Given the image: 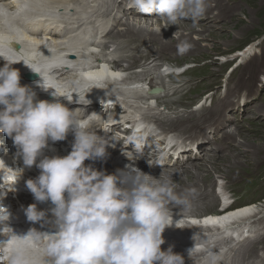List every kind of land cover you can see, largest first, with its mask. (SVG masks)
Instances as JSON below:
<instances>
[{
	"label": "clouds",
	"instance_id": "clouds-1",
	"mask_svg": "<svg viewBox=\"0 0 264 264\" xmlns=\"http://www.w3.org/2000/svg\"><path fill=\"white\" fill-rule=\"evenodd\" d=\"M127 6L143 14L156 11L168 26L184 19L196 22L209 5L207 0H128ZM11 23L0 13V24ZM188 47L184 44L179 50L184 52ZM0 58L6 61L0 67V133L12 139L26 167L35 165L40 170L38 177L26 181L34 199L53 205L47 212L36 204L24 210L29 222L50 225L52 231L32 228L26 235H15L7 223L11 213L3 199L16 190L23 170L11 169L0 159V235L5 237L0 240V264H184L183 257L171 247L161 250L165 242L162 234L174 224L172 207L179 208L181 214L191 209L192 190L178 193L170 178H153L135 168L109 175L86 166V160L104 158L107 148L119 141L99 135L77 109L70 110L60 102L64 97L69 103L84 105L81 92L59 90L44 79L43 70L31 60L17 61L6 56L2 47ZM20 61L39 74L36 86L45 92L51 89L53 101L39 100L30 86L21 85L20 73L12 67ZM93 87L108 89L103 82L89 85L90 91ZM87 92L86 105L90 103ZM107 94L110 96V91ZM70 131L74 143L68 155L44 156L49 141H64ZM136 142L129 139V143ZM39 157L43 158L37 163ZM149 163L162 165L159 160ZM6 172L14 174L7 183L3 179Z\"/></svg>",
	"mask_w": 264,
	"mask_h": 264
},
{
	"label": "bare ground",
	"instance_id": "bare-ground-1",
	"mask_svg": "<svg viewBox=\"0 0 264 264\" xmlns=\"http://www.w3.org/2000/svg\"><path fill=\"white\" fill-rule=\"evenodd\" d=\"M8 0H2V2H7ZM16 5V12L18 15V23L23 25L31 26L34 20H40L39 22L44 21L48 27L49 30L50 27H54V25H59L60 29H53L51 33L49 34V38H52L54 40V43L56 46H65V51H74L76 52V56L78 58L73 59V63L83 64L91 62V58L87 56V40H94L100 42V45L103 46L106 53L110 56H112V64H114L116 68H122L126 71H130L132 69L133 64H130L128 66L123 65L125 62L129 61L131 58L135 59L136 56L130 54V51L132 50L135 53L141 54L146 58L145 63L142 65L143 70L139 71V74L136 76V79H138L137 82H143L149 79L150 75L153 73H158V79H162L163 77V71H160V64L158 62L160 60H168L169 58H166L164 56L170 55L172 58L175 57L177 54V51L175 50L177 48L176 45L173 44V38L175 41L181 42V45L187 44L190 42V38L187 36V33L190 35V37L200 38L203 40L209 39V36H204L207 31V29L202 28L198 29L196 26L191 24H184L183 21H186V19L179 21L176 25H168L165 26L166 22L159 18L158 13L154 11L151 14H143L136 11V9H129L125 10L121 3L118 2V0H13ZM118 2V4H117ZM237 0L232 1L233 5H229L230 3L227 0H207L208 5H213L212 7L207 8L205 14L199 18L196 22L198 24H205L206 22L209 23H217L220 20H228L229 23H231L234 19L233 13L235 11L240 10L243 7L242 2L240 4L234 5ZM224 7V11H220V7ZM211 14V16L209 15ZM207 15V17L204 19V17ZM10 18L9 15H6ZM126 17L125 22H122L123 18ZM142 17V18H141ZM140 18V19H139ZM13 23L14 19H11ZM144 21V22H143ZM193 22V20H191ZM12 23L10 26H4L3 24H0V30L4 31L6 34H10L12 38H16L17 34L15 31V27L12 26ZM52 27V28H53ZM119 27H123L124 32L119 33L118 35H115L117 32H120ZM204 27V26H203ZM64 28V30L62 29ZM209 28V27H208ZM62 29V30H61ZM210 29V28H209ZM218 29V28H217ZM42 31L40 29H37V34H41ZM164 33H170L173 34L174 37L172 40H162L161 34ZM150 34L155 35L154 39ZM116 36L120 37L116 39ZM141 39H139V38ZM26 38L30 39L26 36ZM49 40L47 37L45 39L36 40L38 43H30L29 45H26L25 51L35 55L36 58L40 61L39 63H34L37 65L39 69H42L43 71H48L49 69H55V72L60 74L61 78L64 79L63 83L67 84L70 83L73 80V73L70 71H64L66 68L70 67V65H67L65 63V56H62L61 53L49 57L43 54L46 51V42ZM159 42L158 47H162L164 45H169L165 49H156L155 46L151 47L148 45L149 43ZM176 43V42H175ZM140 44V45H139ZM191 45H188L187 51H184V53L187 52H193L195 51L197 45L191 43H188ZM166 45V46H167ZM180 45V46H181ZM201 45V44H200ZM0 47H2V44L0 43ZM3 48V51L5 52L6 56H10L7 54L6 50ZM131 48V49H130ZM195 49V50H194ZM189 50V51H188ZM182 53V52H181ZM225 53V52H223ZM235 56V55H234ZM237 56V55H236ZM233 57V56H232ZM232 57H229L228 60H230ZM149 58H154L151 62H148ZM72 59V58H71ZM185 61L183 58H181L180 61L175 63H181ZM224 59H222L220 62L223 64ZM6 61L3 58H0V67H3ZM169 63L173 64L169 61ZM14 69H17L19 73L22 71L24 66H14L12 65ZM73 67V66H71ZM164 68V67H161ZM69 69V68H68ZM98 73H101V71H98ZM181 75L174 74L170 78V82L176 86H170V85H164L163 89L164 91L161 92L163 94H160L162 97H159L158 99V107H164V110H156L151 109L150 116H144L147 113L146 106L143 102L134 103L131 105L134 107L133 112H135L134 118H137V122H140L142 120H148V121H154L158 127L162 129H172L173 131L178 132H189L193 131L194 129L199 130V132H204L203 125L200 122H197L200 117L197 116V112L192 110V107L187 106L186 112L183 113L179 109L181 108L179 104H181L183 101H185L189 96L193 95L191 93L185 94L181 93L179 89L183 87L180 86L178 83ZM194 78H191L189 81L193 80ZM46 80V79H45ZM48 81V80H46ZM50 84L51 82L48 81ZM96 82H99L96 79H93L91 82L82 81L76 84V91H80L81 94H84L85 91H89L86 94H97L100 96H108L109 90L117 89L119 90L123 96L127 98H134L135 100H146V96L142 93V88L140 83H137V85L130 87L125 86H111L107 87L106 89H100L93 87L90 91L89 85L95 84ZM185 83L183 85L188 84ZM157 84V83H156ZM162 85L164 83H161ZM34 91L36 93H45L41 88H35ZM52 90L49 89L48 92L50 93ZM115 91V90H114ZM134 91V92H131ZM112 91H110V94ZM106 99V98H105ZM113 100L108 103V101L102 102L103 104H112ZM258 106V109H261L259 104L255 105ZM225 107L224 103H218L215 107H212L211 109H208L209 112H215L216 114L221 112L222 109ZM163 109V108H161ZM185 110V109H184ZM164 111V112H163ZM131 112V113H133ZM125 114V112H123ZM107 114H103V116H106ZM172 115V116H171ZM232 116V115H231ZM197 118V120L195 119ZM190 125L186 127L188 124ZM235 122V121H234ZM106 123L104 121L100 122V129H93L95 131H98V134L101 136H105L109 139H115L119 142H114L115 147H108L107 148V154L102 159H96V160H86L84 163L86 166H91L92 168L102 171L105 174H118V173H127L130 172L133 168L139 169L142 173H145L147 175H150L153 178H157V175H165L167 178H171V175L166 172L157 173V175H154L155 172H148V165L144 164L145 161L149 162V159H145L138 165V167H135L134 161L137 160L138 156L137 153H134V157H130V154L128 152H121L120 146L121 144V138L120 135H122L123 132L113 130L112 134L106 133L103 130V127ZM96 126H93L92 128H95ZM108 130H110V127H106ZM249 128V127H248ZM105 129V128H104ZM117 129V128H114ZM238 131V129H237ZM225 132V131H224ZM223 132V133H224ZM222 135L227 136L226 139L222 136L223 143L226 142L227 146L229 148L228 153H226L222 159H227L229 156V152H231L236 145V142L234 140L233 134L234 133H225ZM130 135V133H128ZM241 136V132L236 135V137ZM135 138V137H134ZM245 140V150L252 149V146H248L249 139L243 138ZM8 142L12 141L10 139L7 140ZM222 141V140H221ZM13 142V141H12ZM230 142V143H229ZM1 143V141H0ZM72 143H74L72 141ZM211 143L209 144V146ZM207 146V147H209ZM205 148L204 146L201 147V149ZM244 148V147H243ZM207 150V149H206ZM217 150H222L220 147L214 148V151L217 152ZM70 152V150H69ZM127 153V154H126ZM11 155V162L14 161V159L17 157V152L13 151L10 153ZM206 155V154H205ZM188 156V154H186ZM208 156V155H207ZM52 157V156H49ZM63 157V155H62ZM184 157V155H182ZM201 156H197L196 158H191L190 160H187L185 162H182L178 164L179 167H173L171 169H175L176 172H174L176 175L175 178L179 180L178 184L179 187H176V191L178 193H185L187 190H192L190 199H191V209L187 212H184L181 214L180 209L176 207H172L171 211L173 214V221L174 224L172 227H168L163 232V239L164 243L161 245V249L163 246L169 243H173V247L176 250H179L182 254H187L188 257L184 258V264H208L209 261H214V264H264V251H262V254L256 253L257 248L264 243V233L257 234L255 239L253 240H244L242 243H240L238 240L235 242H225L223 240L220 242H211L209 243V251L205 254H194L193 251L195 248H202L204 243L202 242H193V243H187L183 244L184 242H187V240H191L194 238L197 234V237H200L202 235L206 237L214 236L217 240L221 238V236L225 233L227 230H221L218 229L217 232H211L210 234H203L202 232L198 231H188L182 226L177 223V226L175 227V221L178 218H188L189 216L193 217H204L207 216L208 213H211L212 211V204L216 202L218 198V193L221 189H227L225 186H217L214 192L213 184L217 181H225L223 178H213L210 181H204L200 182L201 180L198 179V170L202 167L204 168H210V166L215 167L216 164H221L220 160H214L209 159L204 161L202 163H199L197 165L193 163L199 161ZM41 157L37 159V163ZM203 159V158H202ZM221 159V160H222ZM240 161H237V164H240ZM190 167L191 171H185L183 172L180 170H176L177 168H184ZM37 167L33 165L31 168L27 167L26 173L27 175L32 174L33 172L37 171ZM157 169V168H155ZM159 171L168 170L165 168V165L160 167ZM198 169V170H197ZM208 170V169H207ZM179 171V172H177ZM25 172V171H24ZM190 174H193L192 179H190L189 184L187 182H182L181 179L184 176H189ZM5 177L8 178V180H12L14 178V174L6 172ZM25 177V175H23ZM173 177V176H172ZM34 179L36 176L34 175ZM195 178V179H194ZM173 179V178H172ZM1 182V181H0ZM174 182V181H173ZM188 185V186H186ZM21 186L18 187V191L20 192ZM15 192L9 191L6 195V197L3 199V204L9 212L11 213L10 222L13 223V215L15 213L14 210L11 209L12 201L10 197H13ZM22 200L26 199V196L23 195ZM171 207V206H170ZM13 208V205H12ZM51 208V207H50ZM49 208V209H50ZM254 206H246L244 207V210L253 209ZM22 209H26L25 206H22ZM47 209L46 212L49 210ZM177 211V212H176ZM49 218H51V213L48 212ZM249 220H242L237 225L243 227L245 226ZM27 234V233H26ZM24 234V235H26ZM223 244V245H222ZM192 250L191 255H189V250ZM186 250V252H185ZM211 253V256L209 255ZM202 255V256H201ZM201 256L199 259L198 257Z\"/></svg>",
	"mask_w": 264,
	"mask_h": 264
},
{
	"label": "rangeland",
	"instance_id": "rangeland-1",
	"mask_svg": "<svg viewBox=\"0 0 264 264\" xmlns=\"http://www.w3.org/2000/svg\"><path fill=\"white\" fill-rule=\"evenodd\" d=\"M227 1L230 3L229 4L230 6L233 5L232 1L234 0H227ZM239 1L242 2L243 7L240 10L235 11L233 13L234 19L231 23H229L228 20H220L217 23L214 24L209 23L208 25V22H206L205 24H198L192 22L191 19H186V21H183V23L186 25L191 24L196 26L198 29H202V28L207 29L208 32H206L204 36L210 37L209 39L207 38L206 40L200 38L193 39V37H190V35L187 33V36L190 38V42L188 43L192 42L193 44L197 45V47L195 48L196 50L194 49L195 51L191 53L190 52L181 53V51L178 50L180 48L181 42L175 41V39L173 38L174 37L173 34L170 33L161 34V36L164 37L162 38V40H172L173 38L174 41L173 44L177 46L175 50L178 51L176 53L177 55L173 58L170 55L164 56L169 59L160 60L158 62L160 66L168 65L170 61L174 64V66L184 67L185 65H188L190 63V64H195L197 68L204 69L201 74L188 72L187 75L180 77L177 83L180 86L181 85L183 86V88L180 89V91L185 94L187 93L190 87H196V89L191 92V94L193 95L189 96L185 101L179 104V106L181 107L179 110L182 111L183 113L186 112L187 106H191V103L195 101L197 94H200L202 89L204 90L208 85L218 83L220 81V78L226 73V68H224L223 64H221L220 62L223 58L232 57L233 54L237 53V50H241L245 48V46L253 44L258 38L264 35V0H237V2L234 3V5L240 4ZM210 7H212L213 9V5H209L207 8ZM220 11L221 12L224 11V7L221 6ZM209 15L211 16V14ZM206 17L207 15L204 17V19ZM125 19L127 18L124 17L122 22H125ZM119 30L121 31L117 32L115 35L124 32L123 27H119ZM150 35L154 39L155 35L153 34ZM118 38L120 37L116 36V39ZM188 43L187 45H191ZM159 44L160 43L156 41L154 43H149L148 45H150L151 47L155 46L157 50L165 49L169 46L166 44L167 46L164 45L162 47H158ZM130 54L136 56V58L135 59L131 58L123 65L128 66L130 64H133L132 67H136V66L141 67L145 63L146 58H144V56H142L141 54L135 53L132 50L130 51ZM181 58H183L185 61L179 64L175 63L180 61ZM153 59L154 58H149L148 62H151ZM135 69H138V67H136ZM191 78L194 79L188 82V80H190ZM187 82H188L187 85H183ZM164 83L166 85L171 84L170 79L164 80ZM174 86L176 85H173V87ZM197 100L200 101L201 100L200 97L197 98ZM260 107L262 108L258 109L253 116L251 117L248 116L247 118L243 119L239 124L234 125V127L226 128V131L223 134L234 133L233 137L236 142V145L233 147L234 149L231 152H229V156L227 159H222L223 156L226 153H228L229 150V148L226 147L227 141L223 143V139H222V141L218 146L222 148L221 151L220 150H217V152L211 151L206 155L205 154L202 155L199 161L193 163L194 166V164L197 165L199 163H202L204 159L209 160L211 158L213 159V161L220 160L221 164L215 165L217 170L212 166H210V168L202 167L199 170L197 169L198 170L197 177L199 180H201L200 182L210 181L213 178L215 179L217 177L225 179V181L223 182L217 181L216 183L213 184L214 192L217 186L228 184L227 186L230 185L231 187H235L236 185L241 184L246 179L245 177L246 174H248L253 170H256L258 167H261L262 163H264V98L260 103ZM161 110H164V107ZM232 118L236 120L237 117L233 115ZM195 119L197 120V118ZM197 122L201 123L202 121L198 119ZM190 123L191 122H189V124L186 127H188ZM239 132H241L242 138L238 136L236 137V135H238ZM223 137L226 139L227 136L223 135ZM244 137L246 139L247 138L249 139L248 146H252L253 147L252 149L249 148L247 149V151H244L246 149L244 144L245 140L243 139ZM237 161H240L241 163L237 164ZM148 163H149L148 161L144 162L145 165ZM190 167L191 165L189 167H185V169L177 168L176 170L182 171L183 169V172L184 170L190 172L191 171ZM171 168H167L168 170H163V171H159L161 169H152V170L148 169V172H155L154 175H157L158 172L159 173L166 172L169 174L173 173L170 179L174 181L175 187H179L178 184L179 180L175 178L176 174L174 173L176 171L175 169H171ZM159 176L167 178L165 175H160V174L157 175L156 177L159 178ZM192 177L193 174H190L189 176H184L181 179V181L182 182H187L188 180L190 181ZM189 181L187 184H189Z\"/></svg>",
	"mask_w": 264,
	"mask_h": 264
}]
</instances>
